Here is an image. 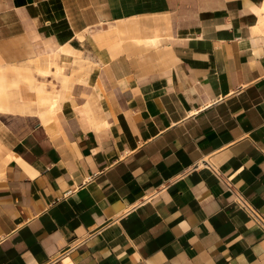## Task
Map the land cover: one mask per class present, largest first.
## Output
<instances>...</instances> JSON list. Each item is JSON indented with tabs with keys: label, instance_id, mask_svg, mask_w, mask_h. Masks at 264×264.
<instances>
[{
	"label": "crops",
	"instance_id": "obj_1",
	"mask_svg": "<svg viewBox=\"0 0 264 264\" xmlns=\"http://www.w3.org/2000/svg\"><path fill=\"white\" fill-rule=\"evenodd\" d=\"M263 8L0 0V264H264Z\"/></svg>",
	"mask_w": 264,
	"mask_h": 264
},
{
	"label": "bare ground",
	"instance_id": "obj_2",
	"mask_svg": "<svg viewBox=\"0 0 264 264\" xmlns=\"http://www.w3.org/2000/svg\"><path fill=\"white\" fill-rule=\"evenodd\" d=\"M263 12H264V8H263ZM261 23H264V15L261 18ZM137 42H143V43H146V44H150V45L156 46L157 45V38L139 40ZM62 54L63 53H61L60 50H54V51H50L49 53H47L46 56L40 57V59L38 58V60H36L34 66H35V69L38 71L39 80L42 81L44 79V77H46L47 81L51 85L54 84V80H60L61 87L65 88V86H66L65 82H66V77H67L65 75L66 74L65 73V67L61 63H59L57 61L55 62V61H53L51 59V57H55V58L59 59V58H61ZM72 58H73L72 62L74 63L76 61L75 60L76 58H74V57H72ZM97 86L99 88V93H100L99 96L106 97V95H105V93H104V91L102 89V85L100 83H97ZM36 90H37V94H38L40 103L43 104V105H47V109L46 110L50 114L51 118L55 121V119L57 117V111L59 109H61V106H59V100L61 99V97L64 98L63 94H60V92H58V91H52L51 93H49L47 91V93H46V86H45L44 83H41L40 81L37 84V89ZM86 105L88 107V109L86 111V114L90 118V120H92V122H94V120H93L94 111L90 108V105H91L90 102L88 101ZM104 122H102V124L105 125ZM99 127H101V125ZM101 128H103V127H101Z\"/></svg>",
	"mask_w": 264,
	"mask_h": 264
},
{
	"label": "built area",
	"instance_id": "obj_3",
	"mask_svg": "<svg viewBox=\"0 0 264 264\" xmlns=\"http://www.w3.org/2000/svg\"><path fill=\"white\" fill-rule=\"evenodd\" d=\"M242 206L246 209L254 221L264 230V221L259 217L258 213H256L247 203L242 202Z\"/></svg>",
	"mask_w": 264,
	"mask_h": 264
},
{
	"label": "rangeland",
	"instance_id": "obj_4",
	"mask_svg": "<svg viewBox=\"0 0 264 264\" xmlns=\"http://www.w3.org/2000/svg\"><path fill=\"white\" fill-rule=\"evenodd\" d=\"M39 80V79H38ZM40 81V80H39Z\"/></svg>",
	"mask_w": 264,
	"mask_h": 264
}]
</instances>
